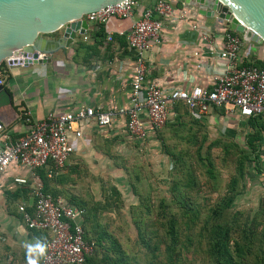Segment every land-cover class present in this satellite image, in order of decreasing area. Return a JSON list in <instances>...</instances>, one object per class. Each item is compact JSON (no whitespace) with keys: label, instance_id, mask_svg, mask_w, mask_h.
I'll return each mask as SVG.
<instances>
[{"label":"crops","instance_id":"1","mask_svg":"<svg viewBox=\"0 0 264 264\" xmlns=\"http://www.w3.org/2000/svg\"><path fill=\"white\" fill-rule=\"evenodd\" d=\"M155 2L140 0L130 18L113 17L104 24L89 22L86 33L78 35L70 48L56 52L51 63L5 67L3 72L8 69L10 77L7 80L8 76L0 72V80L11 93L13 103L0 108L5 120L3 138L19 139L33 122L49 112L128 106L137 54L130 48L126 34ZM161 19L160 42L145 53L147 79L159 82L165 94L176 88H213L227 68L218 52L229 24L200 14L195 6L189 7L184 19ZM101 26L106 33L103 41L95 36ZM110 34L112 38L108 39ZM203 34L209 40H204ZM81 41L83 47L78 50ZM245 51L247 60L264 64V44L251 43ZM9 109L13 110L12 117H8ZM147 118L144 113L147 136L143 140L128 131L122 116H117L110 126H100L95 121L83 123L84 136L79 148L69 156L62 171L54 175L51 190L74 206L76 202L85 204L86 214L94 216V222L106 228L105 221L116 218L117 213L102 208L105 193L113 192L112 186L104 189V180L118 188L125 202L122 211L128 213L140 200L133 186L148 181L143 171L148 168L168 174L171 158L167 147L176 145L182 132L196 134L203 128L209 137L234 140L243 151L250 152L245 143L253 127L249 117L238 112L227 113L222 107H213L208 114L198 116L183 102H177L170 105L167 122L161 130L152 128ZM261 142L259 158L248 165L235 207L249 204L264 207V135ZM144 159H148L147 167ZM131 166L139 170L134 181L130 178ZM23 174L25 171L14 165L0 173V264H39L44 252L42 234L26 226L19 209L20 205L33 208L31 188L13 182L14 176ZM124 188L132 197H127ZM88 209L92 210L90 214Z\"/></svg>","mask_w":264,"mask_h":264},{"label":"built area","instance_id":"2","mask_svg":"<svg viewBox=\"0 0 264 264\" xmlns=\"http://www.w3.org/2000/svg\"><path fill=\"white\" fill-rule=\"evenodd\" d=\"M181 4L176 6L172 1L156 0L127 32L128 44L137 54L128 106L109 110L90 106L68 112H49L13 141L3 138L5 120L0 114V173L6 172L11 165L25 171L23 175L14 176L13 182L31 188L33 211L30 212L25 205H20L19 209L29 229L48 233L49 239L42 254L45 264H88L86 258L94 252L95 241L85 238L86 210L47 192L40 174L41 168L48 169L49 176L62 171L83 139V123L95 121L100 126H110L117 116H122L128 131L143 140L147 136L143 114L146 113L152 128L160 129L167 122L170 105L177 102H183L198 116L208 114L213 107H222L227 113L238 112L245 117L264 115V65L247 60L248 53L244 49H248L251 43L237 31H231L230 27L224 33L223 45L218 52L227 68L213 88H176L165 94L159 82L147 79L145 53L154 43L160 42L161 18L187 17L189 7L193 6ZM138 5V0H122L86 13L82 18L98 24H104L113 17L130 18ZM111 38L110 34L108 39ZM202 38L209 40L208 35L203 34ZM15 59L21 58L11 55L3 62L7 67L24 65L23 62L13 63Z\"/></svg>","mask_w":264,"mask_h":264},{"label":"trees","instance_id":"3","mask_svg":"<svg viewBox=\"0 0 264 264\" xmlns=\"http://www.w3.org/2000/svg\"><path fill=\"white\" fill-rule=\"evenodd\" d=\"M174 4L178 6L181 2H174ZM231 31L237 33L232 29ZM95 36L101 41L106 38V33L102 26L95 33ZM82 47L83 43L81 41L77 49L79 50ZM4 65L5 62H2L0 69ZM259 65L262 66L264 64L259 63ZM249 121L253 130L248 135L245 145L250 148V152L243 151L241 145L234 140H230L229 144H225L226 148L227 145L235 148L237 150L235 154H238L240 157L237 160L236 173L227 184L226 192L214 205L209 207L207 214H205L204 224L200 230V236L206 239L207 244L206 248H204L206 259L202 264H264V210L253 212L252 210L241 211L234 209L236 198L240 194V186L245 179L248 165L259 158L257 152L261 147V141L264 135V115L250 116ZM203 139H206V137H203ZM201 142L204 141L202 140ZM213 143L217 144V142ZM172 158L175 160L173 156ZM208 171L211 172V168H208ZM40 174L45 183V190L53 196H58L59 194H57V192L51 190L52 181L56 176H49L48 169L46 168H41ZM194 183V181L189 180L185 183V188L191 187ZM133 187L135 193H138L141 198L137 205L131 206L133 223L136 224L137 227L138 243L153 252L152 259L147 262V264L154 263V261H156V264H176L175 257L178 253V244L180 241L177 215L170 216L169 227L165 231L166 234H163V237L166 235L170 239V242L167 243L164 248L167 259L158 261L156 251H160L161 245L159 244V240L163 238L160 236L158 230H151V232H149L148 228H144L143 223L145 217L151 215V206L148 204L149 199L145 197L146 194L138 188V185ZM111 190L113 191L111 194L105 193L106 202L102 205V208L111 211L115 210L117 217L108 218L105 221L106 228H103L94 222V216H88V214L85 216V238L87 241H95L94 252L87 256L86 262L88 264H141L138 258L128 254L123 245L121 237L125 234L122 233L123 227L121 224H118V221L123 213L122 208H124L125 202L116 186L113 185ZM176 190V187H174V191ZM183 204L188 205L186 201H183ZM76 205L79 208L86 207L85 204H80L78 202H76ZM159 207L161 210L158 211L156 219L158 218L159 224L163 226V228H166V223L163 220L166 216L164 200L161 201ZM188 207L189 211L183 212V214L189 217V222L195 221L199 216L203 217L201 211L197 212V210L192 207ZM27 209L30 212L33 211V208ZM87 211L89 214L92 212L91 209ZM188 221L187 225H189ZM129 223L130 222L126 219L125 226L130 225ZM111 226L118 229L120 234H116L114 231L110 230ZM37 231L42 234V241L46 244L49 239L48 233L42 230ZM154 237L156 241H154ZM39 264H45L43 256H41Z\"/></svg>","mask_w":264,"mask_h":264},{"label":"rangeland","instance_id":"4","mask_svg":"<svg viewBox=\"0 0 264 264\" xmlns=\"http://www.w3.org/2000/svg\"><path fill=\"white\" fill-rule=\"evenodd\" d=\"M5 67L7 68L6 64L0 69V72H3ZM8 72L7 69L6 72H3V76H8ZM9 77L6 79L8 80ZM12 114L14 113L12 112ZM203 137H206V139H203ZM202 140L204 142H201ZM213 142H217V144ZM229 142V139L209 137L207 130L203 128L197 130L196 134L182 132L178 137L177 144L167 147L171 158L168 174L163 172L165 174L162 175V170L156 171L144 168L146 171H143V174H147L148 181H144L145 183L138 186V188L149 199L148 204L151 206V215L145 217L143 226L144 228H148L149 232L151 230H158L160 236L163 238L162 240L157 239L161 245L160 251H156L158 261L167 259L164 248L170 242V239L166 235L163 237V234H166L165 231L169 227L170 216L173 215H177L178 231L180 234L178 253L175 257L176 264H202L206 259V254L204 253V248L207 246L206 239L200 236V230L206 217L205 214H207L209 207L214 205L226 192L227 184L236 173L237 160L240 157L238 154H235L237 153L235 148L230 145H227L226 148L225 144H229ZM172 156L175 160H173ZM147 161L148 159H144L143 164L145 167H147ZM130 168H132L129 171L130 178L134 181L139 170H133V166ZM208 168H211L212 173L208 171ZM189 180L195 183L191 187L185 188V183ZM113 185L108 179L104 180L105 190H108ZM174 187H176V191H174ZM124 190L126 191L125 188ZM128 190L130 191L131 188L129 187ZM129 191H126L125 194L127 197H132ZM162 200L165 201L164 209L166 216L163 220L166 223V228H163L159 224L158 218L156 219L158 211L161 210L159 205ZM183 201H186L188 205H184ZM188 206L197 210V212L201 211L203 217L199 216L195 221L189 222V217L183 214V212L189 211ZM242 206L240 205L239 208L235 207L234 209L241 211L252 210L253 212L264 210V207L261 208V206L258 207L254 204ZM126 219L130 222V225L125 226ZM187 221L189 225H187ZM118 224H121L123 227L122 233L125 235L121 239L128 254L138 258L141 264H147L152 259L153 252L138 243V233L136 224L133 223L132 207L128 213H122ZM113 228L110 227V230L116 234H120L118 229ZM154 241H156L155 237ZM151 264H156V261Z\"/></svg>","mask_w":264,"mask_h":264},{"label":"water","instance_id":"5","mask_svg":"<svg viewBox=\"0 0 264 264\" xmlns=\"http://www.w3.org/2000/svg\"><path fill=\"white\" fill-rule=\"evenodd\" d=\"M122 0H0V65L47 64L56 52L70 48L85 34L82 16ZM195 6L200 14L229 24L249 43L264 44V0H167ZM43 54V57H40ZM12 95L0 84V108L11 106Z\"/></svg>","mask_w":264,"mask_h":264},{"label":"bare ground","instance_id":"6","mask_svg":"<svg viewBox=\"0 0 264 264\" xmlns=\"http://www.w3.org/2000/svg\"><path fill=\"white\" fill-rule=\"evenodd\" d=\"M8 117H12V110L11 109H9Z\"/></svg>","mask_w":264,"mask_h":264}]
</instances>
